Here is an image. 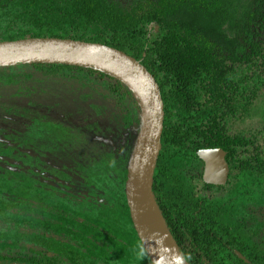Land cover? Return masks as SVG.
<instances>
[{
    "label": "trees",
    "instance_id": "trees-1",
    "mask_svg": "<svg viewBox=\"0 0 264 264\" xmlns=\"http://www.w3.org/2000/svg\"><path fill=\"white\" fill-rule=\"evenodd\" d=\"M24 37L98 42L144 65L158 84L164 112L152 193L174 242L188 264H250L221 245L217 187L193 179L200 167L197 150L221 147L230 164L234 204L264 202V126L235 128L256 113L264 95V0H0V41ZM35 78L50 88L56 83L54 93L48 88L51 98L58 90L67 96L72 84H94V94L121 101L124 112L111 117L121 119L133 142L140 105L113 75L60 62L0 67V84L17 85L21 96ZM124 200L131 223L125 193ZM9 247L0 248V261L59 264L55 255L34 247ZM256 261L264 264V256Z\"/></svg>",
    "mask_w": 264,
    "mask_h": 264
},
{
    "label": "flooded vegetation",
    "instance_id": "flooded-vegetation-1",
    "mask_svg": "<svg viewBox=\"0 0 264 264\" xmlns=\"http://www.w3.org/2000/svg\"><path fill=\"white\" fill-rule=\"evenodd\" d=\"M36 79L26 82L23 96L17 94V85L0 84V248L34 247L55 255L59 264H130L128 253L147 264L148 256L122 209L126 181L123 190L121 179L124 169L127 179L140 125L131 126L137 132L130 142L121 119L115 118L124 112L121 101L94 94V84H72L76 89L71 86L70 94L61 97L58 90L51 98L47 81ZM50 89L54 93L56 83ZM246 120L236 122L235 128L254 130L241 127ZM221 149L225 181L206 182L205 162L198 155L200 167L193 180L217 187L221 245L244 262L260 264L256 258L264 256V202L234 204L230 164ZM224 197L231 202L225 204ZM126 206L130 218L127 199Z\"/></svg>",
    "mask_w": 264,
    "mask_h": 264
},
{
    "label": "water",
    "instance_id": "water-1",
    "mask_svg": "<svg viewBox=\"0 0 264 264\" xmlns=\"http://www.w3.org/2000/svg\"><path fill=\"white\" fill-rule=\"evenodd\" d=\"M30 62L70 63L99 69L119 79L134 93L141 109V123L125 182L130 218L151 264H188L152 193L164 115L159 87L152 74L124 51L98 42L56 37L0 41V67ZM224 154L221 148L198 150V157L205 162L203 179L206 182L225 181Z\"/></svg>",
    "mask_w": 264,
    "mask_h": 264
},
{
    "label": "rangeland",
    "instance_id": "rangeland-1",
    "mask_svg": "<svg viewBox=\"0 0 264 264\" xmlns=\"http://www.w3.org/2000/svg\"><path fill=\"white\" fill-rule=\"evenodd\" d=\"M255 111L256 113L253 114L252 117L247 118L246 122L243 125H241V127L258 128L264 126V95L256 102ZM122 141L126 142V138L125 137L122 138ZM125 259L130 264H140V262L138 261L137 257L134 254L130 255V253H128ZM142 264H146V263L143 262Z\"/></svg>",
    "mask_w": 264,
    "mask_h": 264
}]
</instances>
